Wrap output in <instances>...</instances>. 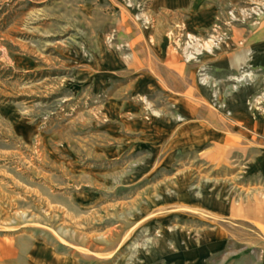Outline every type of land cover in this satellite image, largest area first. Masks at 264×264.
<instances>
[{"label": "rangeland", "instance_id": "374dc122", "mask_svg": "<svg viewBox=\"0 0 264 264\" xmlns=\"http://www.w3.org/2000/svg\"><path fill=\"white\" fill-rule=\"evenodd\" d=\"M151 17L150 0H0V256L38 240L97 264H264V67L215 76L202 61L233 33L242 46L264 0L228 1L204 31L170 32L207 115L191 135L160 131L187 121L166 96H135L132 77L89 80L95 51L136 61L121 26ZM190 37L204 50L187 60ZM136 120L156 128H129ZM251 203L256 219L243 213ZM222 229L209 252L202 239Z\"/></svg>", "mask_w": 264, "mask_h": 264}, {"label": "crops", "instance_id": "0c3cea01", "mask_svg": "<svg viewBox=\"0 0 264 264\" xmlns=\"http://www.w3.org/2000/svg\"><path fill=\"white\" fill-rule=\"evenodd\" d=\"M228 1L231 0H150L152 16L150 27L141 28L128 21L126 22L130 26L125 23L121 26L127 34L131 31L130 34L135 35L132 40L135 41L133 47L136 61L125 64L124 61L117 60L106 50L95 51V57L93 56L88 67L90 82L96 87H108L112 78L118 73L120 78L132 77L127 86L133 89L135 96L144 97L150 94L166 96L177 104L176 108L180 116L187 121L186 125L177 127L176 122H167L166 118L164 126L158 127L160 131L166 134L191 135L194 133L193 128H205L203 126L207 125V115L193 107V105L200 104L202 100L200 89L196 84V66L182 63L179 55L172 48L170 32L174 31L177 25L192 33L204 31L212 24ZM117 23L122 24L123 21L117 19ZM238 37L237 32L233 33L229 44L226 43L225 46L219 48L214 56L203 57V63L210 66L213 75L223 76L245 65L264 67V22L247 37L242 46L237 45ZM154 124V121L142 123L136 120L129 124V128L133 125L141 130L148 129L150 126L156 128ZM217 148L218 146L215 145L214 149ZM252 205V203L249 205V211H243V213L249 219H256ZM238 209L239 207L231 209L232 215H235ZM224 232L223 229L215 230L202 239L209 252L223 245ZM6 251L9 254L0 256V264H13L20 258H23L27 264H97L86 257L60 254L53 246L42 244L38 240L26 248L25 254L21 256H14L15 246L12 248L7 246ZM191 254L196 255V251ZM179 264H191V262L185 260Z\"/></svg>", "mask_w": 264, "mask_h": 264}, {"label": "built area", "instance_id": "2783aa9c", "mask_svg": "<svg viewBox=\"0 0 264 264\" xmlns=\"http://www.w3.org/2000/svg\"><path fill=\"white\" fill-rule=\"evenodd\" d=\"M127 3H129V5L127 4L126 6H131V8H133L132 7L133 5H131L130 2H127ZM135 8L139 9L140 8V4L135 6ZM137 21L139 23H141L142 25H144V27H145V25L149 24V21L143 15H139ZM199 41L200 40H198V39H194V38L190 37L189 42H187V44H185L186 48H183V50H184L183 51V56H184L185 59H187V60L195 59L197 56H199L202 53V50H204V47L202 49H199V48L196 49V48L193 47V45H191L192 44L191 42H196L197 43ZM199 45H202V44H199ZM175 46L177 48H180V46H181L180 40L175 41ZM203 75H204L203 71H200L199 77H202Z\"/></svg>", "mask_w": 264, "mask_h": 264}, {"label": "bare ground", "instance_id": "6f19581e", "mask_svg": "<svg viewBox=\"0 0 264 264\" xmlns=\"http://www.w3.org/2000/svg\"><path fill=\"white\" fill-rule=\"evenodd\" d=\"M121 10V9H120ZM148 18V17H147ZM135 19V18H134ZM235 230V229H234Z\"/></svg>", "mask_w": 264, "mask_h": 264}]
</instances>
